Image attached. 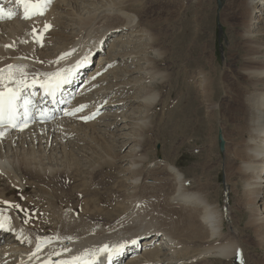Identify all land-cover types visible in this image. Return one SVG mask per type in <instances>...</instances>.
<instances>
[{
    "label": "bare ground",
    "instance_id": "6f19581e",
    "mask_svg": "<svg viewBox=\"0 0 264 264\" xmlns=\"http://www.w3.org/2000/svg\"><path fill=\"white\" fill-rule=\"evenodd\" d=\"M66 2L67 0H51L43 14L33 16L31 22L26 23L23 5L18 4L16 0H0L5 13L8 11L15 13L12 18L6 15L0 18V69L6 68L9 64L23 66L22 71L27 74L30 82L34 76L39 81L46 79V74L61 69L64 73L72 75L77 68L85 66L79 71L74 82L75 85L84 77L78 96L76 99L73 98L72 104L68 103V110H65L72 111L80 105H86L83 111L76 113L75 116L67 115L65 119H55L47 124L31 123L23 130L16 128L8 132L5 138L0 140V172L4 171L2 175L12 182V186L9 185L11 188L0 189V198L3 199L0 202V217H10L5 223L13 229L9 232L0 230V264H58L62 259L83 255L86 250L96 252L104 244L111 246L137 238L140 241L146 237L142 246L141 242L136 245L129 244L123 253L112 261L108 260L107 253L85 258L92 260L93 264H123L122 260L125 257H128V261H124V264H188L190 259H194L192 262L208 257L229 260L237 256L242 260V251L240 252L238 243L231 235H235V231L231 230V226H227L225 231L223 213L219 211V206L212 204L205 197L208 196L205 191L189 188L188 178L176 164H164L171 175L169 206L173 216L170 220L165 219L166 215L163 218V214H155L153 210L146 209L147 206L139 208L137 205L142 201H137L136 204V200H128L134 196L121 199L119 196L87 195L88 190L86 183L82 181V168L80 169L82 161L78 159V156H85L87 152L72 144L73 140L75 143L81 141L78 140V135L77 138L74 137L76 130L83 123L79 117L94 114V118L89 119L90 128L96 122L95 116L99 114L97 117L101 121L109 119L112 121L104 125L119 127L120 123L124 122L122 128H126L127 120H130L129 117L131 114L134 115L135 110L129 116L123 111L129 106L132 108L134 102H141L144 107L152 105L149 104V100L154 97L151 82L160 74L153 65L155 60L149 59L147 55L153 53L159 57L160 53L155 48L154 38L147 29V26L151 25L149 17L144 18L143 12L136 10L139 13L137 19V16L129 11L130 1L123 4L119 1L121 3L119 5L122 6L118 10L114 9L115 13L113 11L108 13L109 9L98 13L96 11L93 18L103 22L98 26L92 24L90 19L83 20L80 17L78 23L74 19L76 27L73 23L64 25L66 29L70 25L77 29L70 37L71 42H65L60 46L58 40L43 39L41 46L47 48L45 49L37 44L38 40L32 42L34 48H31L34 50L36 47V50L31 52L27 39L35 35L33 28L40 33L46 24H51L52 27L43 34L53 37V34L55 36V33H60L56 29L60 28L58 23H62L59 21L63 15L59 13L58 6L66 5ZM257 4L262 5L259 12L264 14V0L232 2L230 24L237 32L232 35L234 41L231 51L237 49V43H241L240 41L246 44L240 64L234 68L228 63L226 69L219 72L218 67L212 64L208 67L209 71H205L202 64L204 48L199 42L198 34L194 36L195 32L190 30V27L184 31L182 38L185 70H191L195 78L186 77L183 116L186 131H192L193 128L201 130L209 139L213 137L217 116H220L221 123L230 136L229 139L222 127L225 135L224 153L230 152L228 165L230 176H226L227 186L235 185L240 196H250L255 220L264 221V157H260V154L264 155V60L261 57L264 55V43L260 42L264 34L256 33L259 27H254L255 23L251 25L249 21L258 7ZM261 17L262 14L258 15L254 22H261L263 19ZM113 34L117 37L112 39L115 43L111 44L107 53L104 52L109 53V56L103 58L101 54L99 57L101 59L96 63L98 64L96 70L88 69L91 55L104 51L107 37ZM62 36L64 35H61V38ZM9 44L13 46L6 47ZM58 51L61 53L60 57L59 54L56 55ZM142 52L144 55H140ZM139 55L144 60L141 66H137L142 75L139 77L143 82L145 80V85L151 90L147 89L146 92L144 88L146 93H137L136 96L129 97V93L136 88V83L142 81L135 80L133 85H130L132 80L126 81L132 76L130 74L134 75L137 72V69L132 70L131 66H136L135 61ZM85 57L87 60L80 63ZM127 59L131 63L122 74L114 71ZM124 65L127 64L123 62L121 66ZM194 66L197 69H193ZM106 68L110 69L105 72ZM86 73L88 77H85ZM16 75L19 76L20 72L17 71ZM108 81L110 85L105 86V82ZM172 83L171 80L170 85ZM73 90L75 88L71 87V93L77 92ZM222 90L228 99L223 110L217 109L215 105V101L222 95ZM109 103H113V106L121 110L114 115L110 114L112 110L109 109L111 105H107ZM203 103L206 107H203ZM104 106H108L107 111H102ZM195 119L197 121H194ZM66 140L71 142L65 143ZM136 147L133 150L138 156L139 151ZM4 148L14 156L8 153L3 155ZM135 170H142L136 161L131 162L125 172L134 174ZM20 173L25 174L27 178H21ZM46 174L48 179L45 178ZM67 180L73 183L68 190L62 186ZM130 180L126 181L132 182V186L135 184L138 186L139 178L132 177L133 181ZM14 189H19L23 194L30 191L33 194L23 196L22 200L16 196L7 199L8 194L13 193ZM228 189L230 191V188ZM55 190H60L61 194L55 193ZM70 191L77 193L81 191L83 194L65 196L69 195ZM5 201L11 203L6 204ZM139 205L141 206V203ZM66 206L69 209L65 211ZM174 215L177 216L176 219H173ZM193 241H198L202 247L196 254L192 252L195 243ZM38 243L41 244L39 252L36 251ZM65 248L71 251L65 252ZM33 253L36 254L32 255ZM55 253L60 255L57 256Z\"/></svg>",
    "mask_w": 264,
    "mask_h": 264
},
{
    "label": "rangeland",
    "instance_id": "374dc122",
    "mask_svg": "<svg viewBox=\"0 0 264 264\" xmlns=\"http://www.w3.org/2000/svg\"><path fill=\"white\" fill-rule=\"evenodd\" d=\"M74 1L67 0L66 5L61 4V6H58V11L63 17H61L62 20L60 19L59 21L62 23H58V27L60 28H57L56 31L60 33L62 32L61 35H64L62 36V38H64L62 39L58 32V34L55 33V36L53 34V37H49L48 34H46L48 36L42 34V41L43 39L51 38V41L58 40L60 42L59 45L63 46L65 42L72 41V38L70 37L72 36V33L74 35V32L77 30L71 27V25L66 29V27L64 28V25L73 23L75 24L73 26L76 27L80 17H82L83 20H92V24L94 23L98 26L102 20L97 18L95 20L93 18V16L96 15V11V13H98V11H105V9L110 10L112 8L113 10H108V13L112 11L114 12V9L118 10L120 9L119 7L122 6L119 4L130 1L131 4L128 3V5L131 10L129 11L136 15L137 19L139 13L136 12V10L143 12L145 15L144 18L149 17L151 25L147 26V29L152 34L156 45L155 48H157L160 53L159 57L153 53L147 55L149 59L151 58V60H155L153 65L155 66V70L160 74L157 76L158 78L156 77L157 79L151 82L154 97L149 100V104L152 105L144 107L141 102H134L132 108L129 106V108L123 111V113L126 112L127 116H129V114L133 113V110H135L134 115L131 114L129 117L130 120H127L128 125L126 128H122L124 122H121L119 127L104 125L108 122L111 123L112 121L111 119L105 120L104 122L101 121L98 119L99 114L95 116L96 122L91 128L89 127L90 120H82L81 122L83 123L76 130L77 132L74 137L78 135V140L81 139V141L75 143V140H73L74 142L72 144H76L78 147H81L84 152H87L85 156H78V159H81L82 161L80 169L82 168V181L86 183L85 185L88 190L87 195L119 196L121 199H125L128 196H134L127 199L131 201L136 200V204L137 201H142L137 205L139 208L147 206L146 209L153 210L155 214H163L162 217L166 215L164 216L165 219L168 218L170 220V217L173 216L169 206V178H171V175L168 173L164 164H176L188 178L187 185L189 188L205 191L208 195L205 197L212 204L219 206V211L223 213L224 224L226 226L225 231L227 230V226H231V230L235 231V235H231H233V239L238 243V248L240 252L242 251L241 253L243 257L242 260L238 259V256L229 260L208 257L195 262H192L194 259H190L188 260V264H264V221L255 220V212L250 196H240L235 185H233L235 190L232 185H230V187L227 186L226 176H230L228 167L230 152L226 154L224 153L225 135L221 128H224L226 135L230 139L229 132L221 123V118L218 115L213 137L212 139H209L201 130L193 128L192 131H186L187 126L183 116L186 97V77L189 76L195 78L192 76L191 70H185V59L183 58V51H185L182 38L183 33L190 27L189 29L195 32L193 33L194 36L198 34L199 42L204 48V51L202 52V64L205 66V71H209L208 67L212 64L218 67L219 72L226 69L228 63L234 68L237 64H240L241 55L244 54V49L246 47V44L243 41L237 40L241 43H237V49L231 51V45L234 41L232 35L237 32V29L230 24L233 12L232 2L235 0H222L220 8L217 0ZM53 3L55 4V1ZM261 7L262 5L259 4L249 21L251 25L252 23H255L254 27H259L258 30L255 29L256 33L264 34V14L259 12L261 11ZM260 14H262V21L254 22ZM74 19L75 21L77 20V23ZM24 21L26 23L31 22V18L30 20L25 19ZM124 35L126 36V34ZM33 37L34 36L31 35L27 39V44H29L31 52L36 50V47L34 50L31 48L34 46L33 43L39 40H35ZM107 38L104 51L91 55V62L88 69L96 70L98 66L96 63L101 59L99 58L101 54H103V58L109 56V53L104 54V52L107 53L110 50L111 44L115 43L112 39H116L117 37L113 34V36ZM260 42L264 43V36ZM37 44L41 46L40 42ZM43 48L47 49L46 47ZM143 52L140 53V55H144ZM58 54L59 51L56 55ZM60 54L58 55L59 57ZM58 56L57 59L59 60L60 58ZM261 57L264 60V55ZM138 58H136L135 61L136 66H131L132 70L137 69V66H141L142 63H144L141 56ZM138 60L140 61V65ZM123 62L127 65L121 66ZM123 62H121L120 66L114 71H118L119 74H122V72L126 70V66L131 63L128 59ZM110 68H106L104 71L106 72ZM193 69H197V67L194 66ZM136 71L138 73L135 72L134 75L132 73L130 74L132 76H129L128 79H126V81L132 80V84L130 83V85H133L135 80H142V78H140L142 75L139 73L138 69ZM88 76V73H86L85 77ZM83 79V77L80 78L81 81L79 80L78 84L82 83ZM171 80L173 83L170 85ZM194 81L195 79L193 82ZM145 83V80L144 82L143 80L137 82L135 85L136 88H133L128 96L133 97L136 96L137 93L144 94L145 90L146 92L151 90L145 85ZM109 85L110 81H108V83L105 82V86ZM75 89L79 93L81 84ZM221 92L222 95L217 101H215V105L217 109L222 108L223 110L228 103V99L225 96V91L222 90ZM77 96L78 94L75 95V99ZM112 104L113 103H109L107 105H111L109 106V109H111L112 112L109 113L114 115L121 109H117ZM107 107L108 106H104L102 111H107ZM203 107H206L205 103H203ZM88 110L89 109L87 108V111ZM142 115H144V117ZM194 121L197 120L195 119ZM138 125L141 127H138ZM85 137H88V139H83ZM67 142L70 143L71 141L66 140L65 143ZM135 145H137V147ZM5 147H7V145ZM134 147L139 151L138 156L134 153ZM6 149L7 148H4L5 152L2 151L3 155L7 153L10 155L9 152H6ZM48 154H51L50 151ZM12 155L14 156V154ZM134 161L139 163V168L142 169L140 170L142 174H140L139 170H135L134 174L127 171L125 172L130 163ZM9 170L10 169L7 171ZM3 172L4 171L0 172V189L7 187L11 188L9 185L12 186V182L2 175ZM20 177L27 178L23 173H20ZM132 177L139 178V180H137L139 183L138 186H136V184L132 186V182L126 181L128 179L133 181ZM145 177L149 180H145ZM45 178L48 179V174L45 175ZM156 180L159 181L156 182ZM70 182V180H67L62 186L64 185L68 190L73 185V183ZM128 185L132 187H129ZM81 188L82 187L80 186V189ZM228 188H230V191ZM55 193L61 194V191L55 190ZM32 194L33 192L31 191L23 194L19 189H14L13 193L8 194L7 199L16 196V198L22 200L23 196ZM79 194L82 195L83 192L79 191L77 193L75 191H70L69 195L65 196H81ZM135 196H137V198ZM1 200L3 199L0 198V202ZM4 200H6V198ZM20 202L23 203L24 201ZM140 203L141 206L139 205ZM259 204H261V202H259ZM68 209L69 207L67 206L64 208L65 211ZM176 217L177 216L174 215L173 219H176ZM146 238L140 240L141 246L143 245V240ZM193 242L195 243H193L194 245L192 244L194 246L192 252L196 254L202 247L197 243L198 241ZM124 261L127 262L128 257H125L122 260L123 264L125 263Z\"/></svg>",
    "mask_w": 264,
    "mask_h": 264
},
{
    "label": "snow or ice",
    "instance_id": "6c2138e0",
    "mask_svg": "<svg viewBox=\"0 0 264 264\" xmlns=\"http://www.w3.org/2000/svg\"><path fill=\"white\" fill-rule=\"evenodd\" d=\"M18 4L23 5V16L24 19H30L35 15L43 14V11L50 5L51 0H16ZM5 15L8 18H12L15 13L5 10L2 5H0V18H4ZM52 27L51 24H46L42 32L37 33V29L33 28L32 31L35 34L34 39H39L42 44V34ZM9 44L6 47H12ZM67 55V54H65ZM87 60L80 61L83 63ZM79 66V65H78ZM23 66L9 64L4 69H0V140H3L10 129L19 128L23 130L28 127L30 122H33V110L32 105L34 103L30 91L34 89L37 85V78L34 76L29 82L27 74L22 71ZM17 71L20 75L17 76ZM6 73V75H5ZM71 73H64V70H58L56 72L46 74V79L39 80V85L43 88L46 96H52L55 98L56 94L62 89V86L69 83V76ZM11 84L12 86H9ZM86 105H80L72 111L64 112V115L75 116L76 113L82 112ZM39 117L41 119L50 118L48 112L44 109H37ZM80 119L87 121L94 118L93 115H83L79 117ZM6 204L11 202L5 201ZM13 207L19 208V205H12ZM23 210V209H21ZM6 220H10V217H0V230L5 232L13 231V229L5 223ZM70 239V237H69ZM139 238L132 239L130 241L121 242L116 245L104 244L96 252H91L86 250L83 255L71 256L67 259H62L58 261V264H93L92 260L86 259L87 256H93L101 253H107V258L112 261L116 256L123 253L124 249L129 245L138 244ZM41 250V244H37L36 251ZM65 252L71 251L65 248ZM33 253L32 255H35ZM59 256L60 253H55Z\"/></svg>",
    "mask_w": 264,
    "mask_h": 264
},
{
    "label": "water",
    "instance_id": "95a60500",
    "mask_svg": "<svg viewBox=\"0 0 264 264\" xmlns=\"http://www.w3.org/2000/svg\"><path fill=\"white\" fill-rule=\"evenodd\" d=\"M217 2H218V6H219V8H220L221 5H222V0H217Z\"/></svg>",
    "mask_w": 264,
    "mask_h": 264
}]
</instances>
